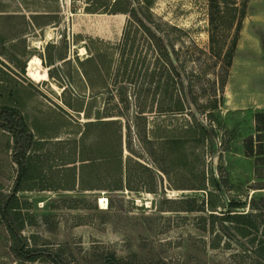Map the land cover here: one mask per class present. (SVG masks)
<instances>
[{"label":"rangeland","instance_id":"rangeland-1","mask_svg":"<svg viewBox=\"0 0 264 264\" xmlns=\"http://www.w3.org/2000/svg\"><path fill=\"white\" fill-rule=\"evenodd\" d=\"M111 1L70 0V7L81 10L89 3L98 7L97 12H107L111 10ZM59 2L0 0V67L7 72L2 77H7V84L18 85L16 91L23 96L22 111L29 123L34 113L56 119L51 129H47L51 133L55 131L56 136L44 141L41 148H28L26 153L38 155L45 165L42 171L48 177H55L61 173L65 158H78L82 131L86 146L93 141L96 130L92 127L85 130L79 127L80 123L90 119L112 121L98 127L103 132L98 142L110 150L115 140L114 137L109 140L108 136L115 133L122 161L130 157V175H140L138 185L142 186L136 188L131 179L132 186L114 190H79L75 184L73 189L18 191L16 194L28 201L27 210L34 215L29 220L33 223L25 224L21 234L30 243L49 250L67 245L77 257L92 245L94 251L112 250L117 257L134 264H264V250L259 251L257 241L262 238L264 244V233L261 235L258 230L256 239L248 243L233 236L224 228L228 222L220 220L215 221L214 231L210 232L206 204L203 211L186 209L190 197H196L198 203L206 198L209 188H190L188 179L192 174L188 168L197 174L203 169L205 176L211 173L216 180L215 192L223 202L213 212L247 211L248 204L253 203L263 211L260 219L264 226V164L256 166L253 157L244 155L242 150L243 137L252 132L253 113L264 109V0L245 1L228 66L209 50L207 0H149L148 3L120 0L122 7L129 8L123 25L126 41L118 44L104 40L113 46L106 49L104 44L95 43L98 49L111 52L112 64L105 74L99 61V74L107 85L96 84L92 89L82 82L77 63V59L87 54L83 48L69 49L63 34L49 38L52 28L49 22H56ZM31 10L41 14H35L38 17L33 19L28 12ZM227 21L222 20L219 43H228L233 35L235 22L224 27ZM31 22L44 25L41 30L35 29ZM157 42L168 50L171 64L159 56ZM34 55L42 60L44 67L50 68L51 83L27 76V63ZM62 55L65 58L59 60ZM107 57L102 56V61ZM172 66L183 81L189 106L181 113L168 109L167 100L174 97L176 80ZM2 85L0 93L5 94ZM73 96H82V104L91 101L89 118L83 111L64 104L63 100ZM1 101L0 94V109H6L1 107ZM192 117L207 131L203 144L188 149L185 168L175 170L168 166L167 174L161 172L142 146L140 136L149 135L154 126L171 127ZM232 128L234 136L229 133ZM12 152L11 132L0 122V193L11 189L16 175ZM87 153L97 154L93 145ZM158 161L167 167L161 155ZM79 162L75 161L76 171ZM137 162L155 169L156 179ZM89 172L96 177L107 170L97 168ZM102 197L106 204L100 201ZM231 201L244 205H226ZM214 243L216 246L212 247ZM0 264L50 263L41 258L34 261L16 258L10 250L5 225L0 221Z\"/></svg>","mask_w":264,"mask_h":264},{"label":"trees","instance_id":"trees-1","mask_svg":"<svg viewBox=\"0 0 264 264\" xmlns=\"http://www.w3.org/2000/svg\"><path fill=\"white\" fill-rule=\"evenodd\" d=\"M120 0H112L110 3L111 10L107 12H129V8L122 7ZM246 0H239L238 3L235 0H207L208 5V41L209 50L214 55H218L223 60V64L228 66L230 59L235 48V40L238 29L240 27V20L244 14V6ZM146 3L149 0H145ZM98 7L91 6L89 3L83 6V11L95 12ZM104 11V10H103ZM102 11V12H103ZM226 18L228 21L224 24V27H230L232 22L234 24V31L231 39L228 43L222 41L219 43L218 35L222 26V20ZM149 36L155 38L150 31ZM83 46L86 50V55L80 59H77V63L80 70L81 80L86 87L92 89L94 85L99 84L104 87L107 85L105 81L101 79L99 74V61L102 63L101 67L105 74H108L111 68V52L98 49L95 43L104 44V49L107 47H113L111 43L99 38L86 37ZM122 40L126 41L124 31L122 29L121 36L117 43ZM119 41V42H118ZM116 42V41H115ZM116 44V43H115ZM159 56H162L168 63L171 64V58L168 54V50L165 46L158 44ZM93 52V53H92ZM108 56L102 61L101 57ZM156 58V57H155ZM51 61L48 62L50 64ZM23 66V65H22ZM123 68L126 66V61L122 64ZM22 69V67H21ZM172 70L176 75L174 82V97L171 99L169 96L168 109H172L175 113H181L185 109H188V103L185 99L184 85L180 78L178 71L173 66ZM0 85L6 89L5 94L0 93L3 101H1V107L6 109H0L4 112L0 113V122L6 129L11 132L13 141L12 159L16 163L17 170L11 189L7 193H0V221L5 225V229L8 234L10 250L15 254L19 260L34 261L36 259H43L50 264H134L131 260L117 257L112 250H104L102 248L95 250L92 245L88 249H84L83 252L77 257L67 245L60 246L56 250H49L46 246H36L34 243H30L25 235L21 234V229L25 224L33 223L29 220L34 217L31 212H28L29 204L26 199H20L16 194L22 190L32 189H73L77 184L78 189H93V188H107V189H121L122 186L130 185L131 179L135 182V186L140 182V175L132 176L129 171L130 157H125L122 161L121 150L119 145V139L115 133L108 136L110 140L114 137L115 142L111 145V149H106L98 141L102 138L103 132L101 129L105 124L112 121L103 119H90L80 123L79 127L87 130L92 127L96 130L93 135V141L89 145H85L82 141L85 133L82 131V137H80V144L78 146V158H65L63 166H61V173L55 177H48L42 169V159L38 155H32L26 153L28 148L38 149L41 148L44 141H49L51 137L56 136V132H48L47 129H51L55 122V118L42 115L41 113L33 114L31 123L28 122L26 114L22 111L23 96L18 95V85L7 84V77H2L3 74H7L2 67H0ZM48 77L53 75L50 72V68L47 69ZM150 76V74H149ZM127 79V78H126ZM3 82H6L5 85ZM64 89V87H62ZM125 97V96H123ZM123 97H119L123 100ZM82 96H73L66 100H63L64 104L75 111H83L86 118L90 117L91 101L82 104ZM16 108V109H12ZM98 118V116H94ZM253 127L252 132L247 134L242 139V150L244 155L252 156L253 162L257 166L258 164H264V109L257 110L253 113ZM50 131V130H49ZM206 129L194 120L182 121L175 123L171 127H159L154 126L149 130V135H141L139 140L142 146L147 150L149 156L155 161V167L161 172L167 174L168 166L170 169L180 170L186 167L188 149H196L201 146L206 138ZM230 136H234V129L229 130ZM94 146L97 154H88L90 146ZM153 146V147H152ZM127 147V145H126ZM128 148V147H127ZM161 155L167 167H163L158 161V156ZM79 160L78 171H76L75 161ZM71 163L70 165H64ZM139 166L150 171L154 175L155 179L157 172L155 169L149 168L147 165L137 162ZM105 169L107 172L104 174H98L96 177L91 176L89 170L93 169ZM191 177H189V187L196 189H206V198L200 199L196 202V197H190L191 203L186 207L187 210H200L203 211V204L208 207V230L214 231V224L216 220L227 221V225L224 228L232 233L237 238H243L246 242L252 243L259 230V234L264 233V226L261 223L260 215L263 211H259V207L253 203H249L250 208L247 211L230 212L224 210L222 213L217 214L213 212L216 207L223 204L221 198L215 192L216 180L209 173L205 176L203 169L197 174V171H193L192 168H188ZM196 173V175H195ZM95 180V181H94ZM207 181V184H206ZM130 188V187H129ZM134 188V189H136ZM154 188V187H152ZM226 205L233 207L243 206V202L231 201ZM44 216V215H43ZM201 216V215H200ZM201 230H204V224L201 225ZM32 236V235H31ZM259 242V251L264 250V244L262 238L257 239ZM242 243L241 241H239ZM212 247L216 246V243L211 244Z\"/></svg>","mask_w":264,"mask_h":264},{"label":"crops","instance_id":"crops-1","mask_svg":"<svg viewBox=\"0 0 264 264\" xmlns=\"http://www.w3.org/2000/svg\"><path fill=\"white\" fill-rule=\"evenodd\" d=\"M28 12L32 14L33 19L38 17V15L35 14H41V12H35L34 10ZM55 13L57 14L56 22L54 20L49 22L52 24V28L49 31V38L63 34L64 38H66V40L69 42V49L78 50L80 47H82L84 50L83 52L85 53L86 50L83 46V43L85 42L86 37L99 38L102 40L115 42L119 40L123 25L125 23L124 12L83 11V9L80 10V8H71L70 0H63V2L61 0V3L59 2V7ZM31 25L35 27V29L36 27L40 29V27L44 24L31 22ZM45 32H43L44 37H46ZM63 58H65L64 55H62L59 60ZM66 58L68 59V57ZM51 64L52 62L49 65ZM48 68L49 67L47 66L46 70ZM52 78L53 77H48L47 80L49 83H51L49 79Z\"/></svg>","mask_w":264,"mask_h":264},{"label":"bare ground","instance_id":"bare-ground-1","mask_svg":"<svg viewBox=\"0 0 264 264\" xmlns=\"http://www.w3.org/2000/svg\"><path fill=\"white\" fill-rule=\"evenodd\" d=\"M27 76L34 80V81H39V80H47V70L46 67H44L41 64V59L37 56H32L30 57V59L28 60L27 63ZM104 197L100 198V201H104ZM104 203V202H103Z\"/></svg>","mask_w":264,"mask_h":264},{"label":"built area","instance_id":"built-area-1","mask_svg":"<svg viewBox=\"0 0 264 264\" xmlns=\"http://www.w3.org/2000/svg\"><path fill=\"white\" fill-rule=\"evenodd\" d=\"M104 201H105L104 204H106V200L105 199H104Z\"/></svg>","mask_w":264,"mask_h":264}]
</instances>
